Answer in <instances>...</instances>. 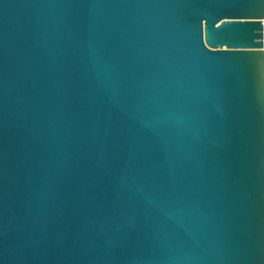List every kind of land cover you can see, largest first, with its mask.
Segmentation results:
<instances>
[{
    "label": "water",
    "instance_id": "1",
    "mask_svg": "<svg viewBox=\"0 0 264 264\" xmlns=\"http://www.w3.org/2000/svg\"><path fill=\"white\" fill-rule=\"evenodd\" d=\"M0 264H264V0H0Z\"/></svg>",
    "mask_w": 264,
    "mask_h": 264
}]
</instances>
